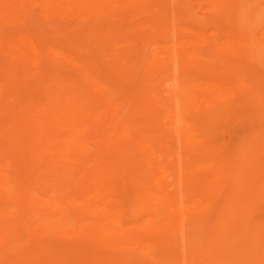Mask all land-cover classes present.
<instances>
[{
  "label": "bare ground",
  "instance_id": "obj_1",
  "mask_svg": "<svg viewBox=\"0 0 264 264\" xmlns=\"http://www.w3.org/2000/svg\"><path fill=\"white\" fill-rule=\"evenodd\" d=\"M194 1L200 16L189 0H0V24H20L0 35V264L9 243L26 261L30 241L43 254H64L69 246L54 238L67 231L84 243L101 239L99 249L113 239L134 240L152 248L148 257L171 264H264V224L253 215L264 195V165L253 160L264 144V122L236 159L234 148L220 150L214 139L247 87L239 72L223 75L221 64L237 65L248 82L264 89V0ZM46 17L59 20L55 35L36 24ZM63 32L78 41L62 40ZM68 67L83 72L67 75ZM56 72L62 77L53 82ZM34 74L37 84L51 83L49 101L22 104L21 86ZM118 102L134 122L117 123ZM35 111L44 113L39 120L49 127L44 135L50 141L31 129L26 116ZM137 127L148 128L150 147ZM155 145L167 154L180 198L169 193L157 200L142 185L152 174L154 186L164 188L152 157ZM197 146L210 151L202 155ZM47 148L66 162L31 172L28 155ZM44 153L37 160H46ZM209 157L226 170L199 171L198 162ZM135 195L143 198L137 206ZM184 198L194 203L185 205ZM182 218L192 227L188 236L175 225ZM210 236L216 253L198 263ZM176 239L188 255L172 256L177 250L165 241ZM123 246L102 264H124L131 248ZM59 264L85 262L63 256Z\"/></svg>",
  "mask_w": 264,
  "mask_h": 264
},
{
  "label": "rangeland",
  "instance_id": "obj_2",
  "mask_svg": "<svg viewBox=\"0 0 264 264\" xmlns=\"http://www.w3.org/2000/svg\"><path fill=\"white\" fill-rule=\"evenodd\" d=\"M189 2H190L189 7H191V10L194 9L193 12L195 11L198 16L202 15V12L198 10L199 8L197 6L196 1L189 0ZM205 14H207V18H208V21H209L210 24H216V17L212 16L210 13H207V12ZM229 17H230V14L229 13H226V14H224L223 19L220 18V20H223V22H226V20H228ZM38 20L39 21L41 20V21H40V23H39V21H37L36 24L39 26V28H41V30H43L44 32L46 31L47 34H49V35L50 34L55 35L58 32V30H56V28H57L56 27V23L59 22L58 19H55V18L50 19V18H47L46 17V18H40ZM45 20L49 21L50 23L47 25L48 22L46 23ZM43 24H45V25H43ZM13 25H14V27H13ZM19 25H20L19 23H15V24L10 25L11 26L10 27L9 25L7 26V25H1L0 24V35L5 34V33L9 32L11 30L13 31V29L15 30L17 27H19ZM67 35L68 34H65L63 32L62 33V36H63V39L62 40H64V38H66ZM0 38H1V36H0ZM71 38L73 39V37L68 36L65 40H67L69 42L68 39H71ZM0 40H2V39H0ZM74 41H78V40L75 39ZM146 53H147V51H145V55H146ZM105 54L108 57L111 56L108 52H105ZM145 55L142 54V56H145ZM143 62H141L142 63L141 65H143L145 63V62L144 63ZM256 62L257 61L255 59H252V61H251V63H256ZM223 64H224L225 67L222 64H221L222 69L220 67V71H221V73L223 75H225V73H227L229 76H232V75H238L240 73L239 76H241V79L244 81V83H246V86H247L245 88V91H244V96L246 98L244 97L241 100V103L238 104L239 105L238 109H235V111H230L228 114H224V116L221 118L220 123H219V125L217 127V128H220V129L219 130L217 129L218 131H215L216 138H214L215 140L218 139V141H217L218 142V145H217V143H214L216 141H214V142H213V140L212 141L210 140V141L212 142L211 144L217 145V147L220 150H223L225 152H227L226 149L229 150V148H230V150H234L235 149L234 151H235V155L236 156L234 157V159H236L237 158V155L239 153V149L242 148V147L247 146L250 143V141L253 138V136L256 134V132L260 128L262 129L264 127V126L263 127L258 126L261 123L263 124V122H264V106H263L264 105V94H263L264 93V89L262 90L263 87H257L258 86L257 83H256V86H255V85H253V83L251 81L248 82L249 79L247 78V76H245V75L242 76L241 75L242 72H241V70L239 69V67L237 65H234V64L231 65V64H226V63H223ZM141 65L139 66V68L141 67L140 69H138L139 71H142L141 69L144 67V65L143 66H141ZM68 68L66 69V72H64L65 69H62V71L61 70L60 71L66 73L67 75H72V74H75V73H77L79 75L78 72H83L82 69H76V68H73V67H68ZM72 69H74V71ZM231 70L233 72H231ZM230 73H232V74H230ZM58 74L59 73H57V72L54 73V75H52L50 79H52V81L54 82L55 78L57 76H60L61 75V74H59V75ZM34 77H35V79H34ZM61 77L62 76H60L58 78H61ZM38 79H39L38 78V75L34 74V75L30 76V78L28 79V81L21 86V89H20L21 94L20 93L18 94V96H19L18 98L21 100L22 104H26V103L29 104V101L30 100H36V99H44V100L46 99L45 102L48 103V101H49L48 100L49 99V94H50L49 93V89L51 87V83L48 82V83H46V85H43L42 86V85L37 84V82L39 81ZM104 87L105 86H101L102 89ZM247 88H249V90ZM262 91H263V93H262ZM255 93H257V94H255ZM21 95H23V96H21ZM22 97H23V99H22ZM44 100H42V101L44 102ZM16 102L18 103V99H16ZM126 110L127 109L123 107L122 103L121 102H118V106H116V110H115L116 116H117L116 117V121H117L118 124L119 123H123V121L124 120L126 121V119H128L129 122H134L133 119H132V121L130 120L129 114L127 113ZM43 114H40V112H36L35 111L33 114L32 113H29L26 116V118L28 119L27 121H28V123L31 126V129L33 131H34V127H35V129H37V131H40L39 132L40 135L39 134L38 135H39V137L41 136V138H43V141H50L49 140L50 137L49 136L47 137L46 135H44V133L48 130L49 127H46V124H42V122L39 120L40 119V116L43 115ZM36 119H37V121H36ZM253 124L254 125L256 124V125L254 126ZM56 128H59V127L57 126ZM136 129L138 131L139 137L142 138L143 141H144L143 144L145 146H147V148L150 147V145H151L150 144L151 143V140L150 139L151 138H150V135L147 134L148 133L147 132V129L148 128H146V127H143V128L142 127H137ZM248 129L249 130L251 129V131H249ZM59 132L65 133L66 132V129L65 128H59ZM243 132H244V134H243ZM42 134L44 135L43 137H42ZM248 135L250 136V138H249ZM134 137H135V135H134ZM219 139H221V140L219 141ZM135 140H136V138H135ZM137 141H140V140H137ZM238 141H239V143H238ZM237 143H238V145H237ZM231 145H232V147H231ZM263 145L261 146V148H262L261 149V152L260 153L257 152V154L254 155V158H253V160H255V161L257 160L256 162L255 161L254 162L256 164H258L259 167L264 165V162H263L264 161V149H263L264 146ZM161 146L162 145H155V148L156 149L155 148L153 149V151L154 150L155 151H154L152 157H153V161L155 163H157V165H155V167L159 170V173L161 172V174L163 175V178H162L163 181H162V183H164L163 184L164 185V188L161 189V188H157V186H154V183L153 182L155 180H153V178H152L153 175L152 174L151 175L149 174L148 180L147 179H144V181H142L143 182L142 185L144 186L145 190H148L149 192L152 191V192H150V194L154 198H156L157 200L160 199V198L163 199V198H165L164 197L165 195L169 196L170 194H172V195L175 194L176 197L178 196L180 198L181 197L180 196L181 194L179 193V189L176 186L177 179H176V177L174 175H172V171L168 168L169 167V164H167L165 162V157L164 156H166L167 154H166L165 150L162 149ZM233 146H236L237 148L236 147H233ZM197 147H198L197 150H200L199 153H201L202 155H206L210 151L207 148L205 150V149H203V147H199V146H197ZM165 148H166V151H167V149H171L170 145L169 146H166ZM224 148H226V149H224ZM50 149L47 148L46 150H43L42 152L39 151L37 153L36 152H30V154L27 157V162L28 161L29 162L27 163L26 166L28 167V169L31 170V172L38 171V170H40L42 168H44V169L45 168H48L49 167L48 165L52 166L55 162H57L56 165L58 164L59 161L66 162V159L62 158L63 160H59L58 159L59 157L54 156V155H56L55 151L53 149L52 150H50ZM202 150L204 152H206V153L205 154H204V152L202 153ZM44 151H45V153H44ZM228 152L230 153V151H228ZM39 153H44V155L47 157V159L46 160H43V161L37 160ZM168 153H170V152H168ZM196 153H197V157L196 158H200V156H199L200 154L198 155V152H196ZM51 155L53 156V158H52ZM162 155H163L164 158L162 157ZM257 156H259V158ZM159 157L161 158V160H159L160 159ZM261 157H263V158H261ZM49 158H50V160H49ZM208 159L209 160H207V162L206 161H204L203 163L202 162L201 163L198 162L197 166L198 167L200 166L199 167V171H202V170H205V169L211 170V168L213 169V171L214 170L221 171L222 168H225L224 170H226V167L227 166H224V163H222V161L219 158H217V159L216 158H211L212 160L215 159V161L213 160V162H212L214 166L212 165V163H210L212 161L210 159V157ZM158 160H159V162H156ZM258 160H261V162H263V164L262 163H259ZM160 161H162V164H160L161 163ZM71 162H73V161H71ZM159 164H160V167H159ZM204 164H207V165H204ZM149 166H151V165H149ZM143 171H148L147 163L144 164V170ZM223 174H225V171H224ZM223 174L219 175L218 177L219 178H222L223 177ZM134 176L136 177V174ZM149 179H151L153 182L151 180H149ZM137 180H142V179L139 178V177H137ZM172 183H173V185H172ZM188 194H190V192ZM262 196H264V195H262ZM262 196H261L262 200H261V198L258 200L260 203L258 201H257L258 204L255 203V208H257V209H255V212H253L254 213L253 215H254V220L258 221L261 224H264V200H263L264 197H262ZM134 199L136 201V202L134 201V204L137 206V205H139L142 202V199L143 198H140L139 196H136L135 195L134 196ZM183 201H184V204L185 205L187 203H189V205L187 204L188 206H190V205H192L194 203V199L192 200L193 202H190V201L188 202L185 198H184ZM211 214L212 215L215 214V213L213 214V210H212ZM141 216H142V218L143 217L145 218L146 216H148V212H145V213L143 212L141 214ZM146 218L144 220H146ZM148 218H149V216H148ZM181 221H183L184 224ZM185 222L188 223V224H186ZM177 224H179L178 225V228L180 227L179 229H182V227L184 228V231H185V234H186L185 236H188V234L190 233V231L192 229L189 220L186 219V218H182V220L179 219V220H176L175 221V225H177ZM71 235H72V237H71ZM73 236H74V234H71L70 232L67 231L65 234H61L60 236H57V238H54L55 240H57L59 242H62V243H66L69 246V248L67 249V251L64 254H60L59 252H55V254H49V255L48 254H43V252H41L40 250H38V249L36 250L34 243L30 241V243H31L30 244L31 245L30 249L31 248L32 249L34 248V249L33 250L31 249L32 251L30 250V253L32 255H31V257L29 258L28 261H26V259L24 257H22V255L19 254V252L15 249V247L13 246L14 243H12V244L9 243L8 246L5 248L6 251L4 250V252H5V254L7 256H6V260H4L2 262V264H18V263L19 264H59V261H61V259H62L63 256H64V258H68V259H71V260L83 261V262H85V264H102L103 261H106L112 255H113V257H118L119 254H120L121 249L124 247L123 245H127L129 248H131L130 249L131 250L130 258L127 259L124 262V264H171V262H166L167 260H164L163 259V261H162V258L161 257H159L157 259L154 258L153 256L148 257L149 255H152V253H153L152 250H149V249H152V248H149V249L148 248H145L146 246H144L143 244L140 245L137 242H135L134 240L133 241H125V242H123L124 240L122 241L121 239H116V241H115V239H113L111 241V243H109V245H110L109 247H107L105 249H99V247L101 245V244H99L101 239H99V238H94L93 239L92 238V239H90L88 241H85L86 243H84V241L81 240V239H79V237H74L75 238V240H74ZM211 239L212 238L210 236V238H208V241L209 242L203 248V251L202 252L199 251V255L197 254L198 256L196 257V260H197L198 263H201V262L206 261L209 258V255L212 256V255H214L216 253V249H215L214 245L211 244ZM68 240H71V241H68ZM93 240H95V241L93 242ZM27 242H29V241H27ZM128 242H129V245L127 244ZM165 242H167L168 244H170V246L174 250L175 249L177 250V252L174 251L172 253V256L173 257H175V256L181 257V256H183L184 252H186V251L188 252V250H186V248H184V247L181 246L179 239H176L173 242H171V241H165ZM76 244H77V246H76ZM173 245H175V246H173ZM178 245H179V247H178ZM93 247H94V249H93ZM180 247L183 249L182 251L180 250L181 249ZM80 248H82L83 250L80 249ZM89 248H92V249H89ZM207 248L209 250H211L210 253H209L208 250H207L208 252L206 253V250L205 249H207ZM79 249H80V251H79ZM213 250H214V252H213ZM73 251H76V252H74V254H72ZM35 252H37V253H35ZM70 252H72L71 253L72 255L70 254ZM187 252L185 253L186 255H188ZM201 253H202V255H201ZM81 254L83 255V257H82ZM93 254H95V255H93ZM14 255H16V256H14ZM99 255H100V257L97 258L96 256H99ZM92 256L94 258H92ZM98 259H101V260L99 261ZM137 260H138V262H137ZM32 261H34V262H32Z\"/></svg>",
  "mask_w": 264,
  "mask_h": 264
}]
</instances>
